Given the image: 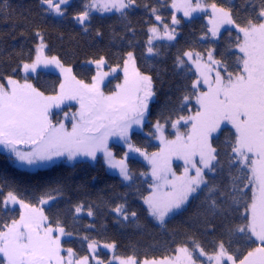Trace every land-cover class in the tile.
I'll return each mask as SVG.
<instances>
[{"label":"snow or ice","instance_id":"snow-or-ice-1","mask_svg":"<svg viewBox=\"0 0 264 264\" xmlns=\"http://www.w3.org/2000/svg\"><path fill=\"white\" fill-rule=\"evenodd\" d=\"M38 4L43 16L63 18L71 0H38ZM243 4L247 7L245 18L237 20L234 11L239 10L232 0L223 4L217 0H157L155 5L145 0L144 8L155 20L146 32L144 46L149 57H159L160 48L165 47L156 41L177 39L181 24L178 13L189 20L194 13H205L207 33L212 38H219L225 25L237 33L235 49L230 50L232 66L225 57L217 58L215 48L207 52L190 48L176 55V69L194 77L191 90L181 98L180 108H187L194 99L195 109H188L189 114L174 120L163 114L155 120L151 135L159 140L160 148L152 153L132 143L133 130L143 128L149 121L150 104L157 96L153 75L137 67L135 28L125 24L127 32L132 33L127 41L130 50L123 53L111 72L103 71L108 65L104 56L89 61L97 68L90 82L78 80L60 58L46 54L45 36L40 27L34 28V55L21 59L13 69L23 75L0 76V160L22 170L20 180L0 171V210L9 217L0 219V264H105L98 254L101 247L113 253L107 264H264V0H243ZM138 6V0H83L73 19L88 32L93 13H116L127 21L130 11ZM161 7L171 9L170 24L160 12ZM9 8L8 0H0V14L7 16ZM96 34L102 35L99 31ZM49 66L59 69L63 77L54 95H46L31 82L38 68ZM118 69L123 72V83L106 94L104 80ZM66 102H75L79 107L71 116L64 111V118L57 120L59 112L53 109H61ZM224 125H230L234 132L222 157L213 145V136ZM168 127L174 130V138L166 134ZM114 137L127 146L119 159L109 148ZM130 153H138L150 165L151 191L141 196L147 217L166 229L171 215L184 211L193 194L203 193L198 213L201 226L212 235L219 222L229 244L222 236L209 252L195 237H186L167 249L166 254L140 258L135 253L118 255L115 242L101 244L85 234L81 239L87 245V254L81 255L65 247L64 239L74 235L67 230L65 221L47 214L64 197L61 180L28 185L34 193L31 199L18 194L26 180L36 179L41 170L51 168L57 161L75 165L87 158L95 162L98 154L103 155L107 168L115 170L121 181L131 187L135 174L127 163ZM173 159L184 162L179 175L173 170ZM226 166L228 182L221 183L218 177ZM139 175L146 177L148 173ZM99 207L78 201L69 211L73 221L84 215L94 220ZM104 207L114 213L117 224L142 227L126 196ZM87 227L92 229L94 223ZM233 238L244 241L246 254L232 251Z\"/></svg>","mask_w":264,"mask_h":264},{"label":"trees","instance_id":"trees-1","mask_svg":"<svg viewBox=\"0 0 264 264\" xmlns=\"http://www.w3.org/2000/svg\"><path fill=\"white\" fill-rule=\"evenodd\" d=\"M148 2L150 5H155L157 0H148ZM217 2L223 4L226 0H217ZM144 3L145 0H138L139 6L130 11L127 21H122L116 13L93 14L89 31L84 32L73 19L74 14L81 10L83 0H72L63 18L43 16L40 13L38 0H8L9 14L7 16L0 14V76L14 75L17 78L22 76L21 72H14L13 69L17 68L21 59L27 60L30 55H34L33 30L38 26L48 44L46 53L57 56L65 66L71 67L73 75L78 80L90 82L95 75L94 68L89 65L90 60L104 56L108 61L106 69L109 70L120 63V58L125 51L130 50L127 41L132 37V33L127 32L125 27L126 23H130L135 28L137 67L142 72L153 75L157 90V96L150 104L151 116L144 125L147 135L132 133V143L148 153L157 151L159 147L151 135L155 120L161 118L162 114L163 117L171 115L174 120L178 115L189 114L188 109L193 111L195 109L194 99L187 108H180L181 98L191 90L194 77L192 73L176 69V55L190 48L200 52L215 48L217 58L225 57L226 62L232 66L234 58H230V50L235 49L237 33L230 26L221 31L219 38L212 39L210 33H207L206 14L198 15L191 20L179 17L181 24L178 27L177 39L174 42H157L159 45H165L160 48L161 55L149 57L144 45L147 27L154 23V19L149 17ZM232 3L239 10L234 11L236 19H244L243 13L247 7L243 4V0H232ZM160 12L167 22H170L171 9L161 7ZM97 31L102 35L97 36ZM204 35H207L208 39L201 40L200 37ZM31 82L46 95H54L61 81L59 75L54 72L40 71L35 76H31ZM119 82H121V74L109 79L104 90L114 91V87ZM166 102L167 106H165ZM233 132L234 130L230 127H223L213 137V145L218 148L222 157ZM111 148L116 151L117 158H121V153L125 152L124 148L118 145H111ZM127 163L135 174V184L131 187L129 184H123L116 176L109 174L100 160L95 164L79 161L75 165L57 163L49 169L41 170L40 176L34 180H26L19 187L18 194L25 199H31L34 193L28 185L35 186L37 182L47 180H61L64 185V197L56 207L48 210L47 214L52 219L59 218L65 221L67 230L74 233L71 238L64 240L65 247H72L81 255L87 254V245L81 239L85 234L100 241L101 244L115 242L118 255L126 256L135 253L140 258L166 254L167 249L174 247L176 242L183 241L186 237H195L209 252L222 236L225 244H229V239L219 227V222H217L216 232L212 235L206 234L201 226L198 213L202 207L203 193L192 197L186 209L181 213L171 215L168 218L167 228L161 229L150 217H147L141 199L142 195H148L151 191L149 167L138 157H129ZM0 171L10 178L17 180L22 178V170L11 167L3 160H0ZM141 172L148 173V175L142 177L139 175ZM218 181L228 182L227 166L224 174L218 177ZM26 189L28 195H26ZM125 196L128 206L138 213L142 227L135 225L125 227L117 224L114 213L104 207L107 202L112 204L121 202V198ZM78 201H83L86 205H100L96 210L94 220L84 215L77 221H73L69 210ZM18 214L17 209L15 212L17 218ZM0 219H9V217L0 210ZM234 219L239 223L238 218ZM90 222L94 223L92 229L87 227ZM231 249L237 255H241L246 254L247 246L244 241L233 238ZM98 254L105 262L113 255L109 250L100 249Z\"/></svg>","mask_w":264,"mask_h":264},{"label":"rangeland","instance_id":"rangeland-1","mask_svg":"<svg viewBox=\"0 0 264 264\" xmlns=\"http://www.w3.org/2000/svg\"><path fill=\"white\" fill-rule=\"evenodd\" d=\"M71 1H72V0H71ZM93 14H99V13H93ZM109 14H112V13H105V14H103V15H109ZM201 14H205V13H194V14H193V17H196V16L201 15ZM209 14H210V13H209ZM99 15H101V14H99ZM177 15H178V18H179V17H182V18H184L185 20H188V18L183 17V14H182V13H178ZM153 19H154V18H153ZM153 22L155 23V20H153ZM170 22H171V21H170ZM170 22H168V23L170 24ZM178 27H179V26H178ZM178 27H177V31H178ZM228 27H230V26H229V25H225V26H223V27L220 29V33H221L222 30H224V29H226V28H228ZM178 34H179V31H178ZM210 36H211V33H210ZM177 37H178V35H177ZM212 39H217V38H212ZM157 42H162V41H156L155 43H157ZM167 42H169V41H167ZM171 42H174V41H171ZM46 54H47V53H46ZM89 65H91V66L94 68L95 75H96V73H97L96 65H95L94 63H89ZM40 71L54 72V73H56V74L59 75V77H60V81H62V79H63V77H62L61 74H60L59 69H57V68H55V67H52V66H49V67H47V68H45V67H40V68H38L37 73L40 72ZM103 71L111 72V69L107 70V69H106V66H105V67L103 68ZM37 73L32 74V76H35ZM21 74H22V73H21ZM72 74H73V73H72ZM118 74H121V82H119V83H123V72H122L121 69H118L116 73H113V74H111V75H109L108 77L105 78V80H104V85H103V90H104V86L106 85V83L108 82V80L111 79V78H113L114 76H116V75H118ZM22 75H23V74H22ZM115 87H116V86H115ZM115 87H114V90H115ZM58 90H59V87H58V89H57L56 92H58ZM104 91H105V90H104ZM105 93H106V94H110L111 92H106V91H105ZM78 107H79V105L76 104L75 102H71L70 104H69L68 102H66L64 105L61 106V109H62V110H61V109H53V111H54V112H59V115L56 117V119H57V120H62V119L64 118V117H63V113H64V111H67V112L69 113V116H71V114H72L73 112H75V111L78 109ZM66 124H67V126H68L69 128L71 127L70 122H67V121H66ZM181 127H182V130H183V126H181ZM223 127H230V128H231L230 125H224V126H222V128H223ZM153 131H154V129L152 128V132H153ZM133 133H141V134H145V135H147V133L144 131V127H143V128H135V129L133 130ZM166 134L169 135V138H174V130L171 129V127H168V128L166 129ZM217 134H218V133L214 134V136H216ZM214 136H213V137H214ZM152 139H153V141L158 145V147L160 148V142H159V140H158V139H155L154 137H153ZM111 145H118V146H120V147H123L125 152L127 151V146L124 145L123 142L118 141V140L114 137V138H112V139L109 141V148H110V150L112 151V153H113V155H114L115 157H116V155H115L116 151H115L114 149L111 148ZM159 148H158V150H159ZM158 150H157V151H158ZM125 152H122V153H121V156H123V154H124ZM155 152H156V151H155ZM0 153H2V152H0ZM129 157H138V158L142 159V160L147 164V166L149 167V176H150V178H151V175H150V165L147 163V161H146L143 157H141L138 153H130V154H129ZM116 158H117V157H116ZM118 159H119V158H118ZM98 160H100V161L102 162L104 168L106 169V171H107L109 174L116 176V177L121 181V179H120L119 176H118V173H117L115 170H110V169L107 168L106 164L104 163V159H103V155H102V154H98V156H97V160H96L95 162L90 161V160H87V158L80 159V160H78V162H79V161H84V162H88V163H90V164H95ZM57 163H64V164H67V165H72V164H70V163H68V162H66V161H57ZM172 167H173V170L176 171L177 174L179 175V174H181V173L183 172L184 162H183L182 160L173 159V161H172ZM121 182H122V181H121ZM122 183H123V184H128L127 182H122ZM195 195H196V194H193V197H194ZM190 200H191V198H190ZM16 207H17V209H18V206H16ZM45 207H47V206H45ZM66 239H68V238L66 237L64 240H66ZM100 250H102V251H103V250L106 251L107 249H104V248L101 247ZM110 253H112V252H110ZM202 259H204V258H202ZM93 264H95V262H93ZM105 264H107V262H105Z\"/></svg>","mask_w":264,"mask_h":264}]
</instances>
